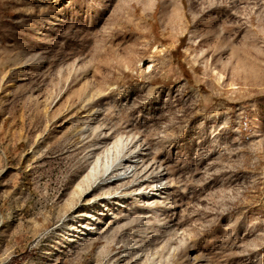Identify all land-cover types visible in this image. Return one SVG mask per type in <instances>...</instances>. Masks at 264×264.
<instances>
[{"label":"rangeland","instance_id":"1","mask_svg":"<svg viewBox=\"0 0 264 264\" xmlns=\"http://www.w3.org/2000/svg\"><path fill=\"white\" fill-rule=\"evenodd\" d=\"M0 264H264V0H0Z\"/></svg>","mask_w":264,"mask_h":264},{"label":"bare ground","instance_id":"2","mask_svg":"<svg viewBox=\"0 0 264 264\" xmlns=\"http://www.w3.org/2000/svg\"><path fill=\"white\" fill-rule=\"evenodd\" d=\"M136 156H132V158L131 157L128 158V156H126L124 158H121V160L119 159L120 160V163L123 162V164L121 165L123 171L120 172L118 174V176L124 177V176L128 175L129 173L131 174L133 171H135L134 169L138 166V163L139 164L141 163L140 159H138L140 157H136ZM124 162H129V163L128 164H124ZM148 166L149 165L147 164V165H145L143 167V171L144 172H145V170H147L148 168H150ZM154 169H151V171H149V172H152ZM160 169H161V166H158L157 171H156V174H157L158 177L162 178V176H164V174H162L163 172ZM104 205L105 204L102 203L100 206H103L104 207ZM114 205L115 206H118L119 205V201L115 202ZM84 215L86 216V220H83V222H81L79 224L76 222V224L68 231L67 241L69 243H77V242H80L82 240L91 238L93 236L92 233H94V231L96 229V227H95L96 226V224H95L96 223L95 222L96 221V217H94L95 214H93V208H90L86 214H85V212L84 213L83 212H80L78 214V216H84Z\"/></svg>","mask_w":264,"mask_h":264}]
</instances>
